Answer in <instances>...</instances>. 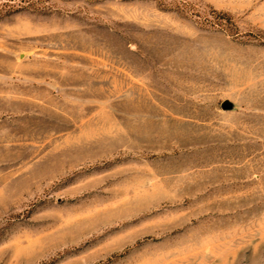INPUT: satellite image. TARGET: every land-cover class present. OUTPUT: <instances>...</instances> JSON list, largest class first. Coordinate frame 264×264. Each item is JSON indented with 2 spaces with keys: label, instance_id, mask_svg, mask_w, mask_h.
<instances>
[{
  "label": "rangeland",
  "instance_id": "obj_1",
  "mask_svg": "<svg viewBox=\"0 0 264 264\" xmlns=\"http://www.w3.org/2000/svg\"><path fill=\"white\" fill-rule=\"evenodd\" d=\"M0 264H264V0H0Z\"/></svg>",
  "mask_w": 264,
  "mask_h": 264
},
{
  "label": "water",
  "instance_id": "obj_2",
  "mask_svg": "<svg viewBox=\"0 0 264 264\" xmlns=\"http://www.w3.org/2000/svg\"><path fill=\"white\" fill-rule=\"evenodd\" d=\"M223 109H230L232 107V104L229 101H225L222 104Z\"/></svg>",
  "mask_w": 264,
  "mask_h": 264
}]
</instances>
